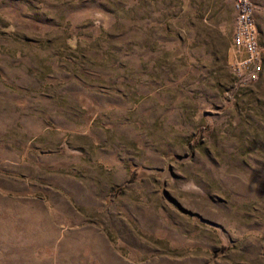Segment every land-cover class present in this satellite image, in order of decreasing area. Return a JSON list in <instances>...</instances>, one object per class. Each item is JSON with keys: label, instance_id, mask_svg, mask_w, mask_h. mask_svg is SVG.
Returning <instances> with one entry per match:
<instances>
[{"label": "rangeland", "instance_id": "obj_1", "mask_svg": "<svg viewBox=\"0 0 264 264\" xmlns=\"http://www.w3.org/2000/svg\"><path fill=\"white\" fill-rule=\"evenodd\" d=\"M247 1L0 0V264H264Z\"/></svg>", "mask_w": 264, "mask_h": 264}, {"label": "built area", "instance_id": "obj_2", "mask_svg": "<svg viewBox=\"0 0 264 264\" xmlns=\"http://www.w3.org/2000/svg\"><path fill=\"white\" fill-rule=\"evenodd\" d=\"M235 21L230 47L237 54L232 67L237 86L246 85L258 78L261 71L260 53L256 41L253 8L247 0H233Z\"/></svg>", "mask_w": 264, "mask_h": 264}]
</instances>
